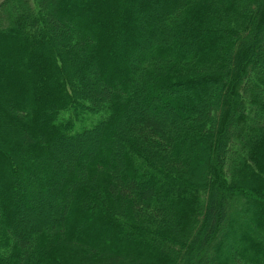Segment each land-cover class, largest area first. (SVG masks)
Listing matches in <instances>:
<instances>
[{
	"label": "trees",
	"instance_id": "trees-1",
	"mask_svg": "<svg viewBox=\"0 0 264 264\" xmlns=\"http://www.w3.org/2000/svg\"><path fill=\"white\" fill-rule=\"evenodd\" d=\"M0 264H264V0H0Z\"/></svg>",
	"mask_w": 264,
	"mask_h": 264
},
{
	"label": "rangeland",
	"instance_id": "rangeland-1",
	"mask_svg": "<svg viewBox=\"0 0 264 264\" xmlns=\"http://www.w3.org/2000/svg\"><path fill=\"white\" fill-rule=\"evenodd\" d=\"M76 20H77V24H81V23L84 22L83 18H79V17H77ZM90 73H91V74H89V76L91 75V76L96 77V75H95L94 72L90 71ZM13 88H14V87H13ZM13 88L11 87L10 84H8V86H7L6 88H4V91H5V93H6V92H11Z\"/></svg>",
	"mask_w": 264,
	"mask_h": 264
}]
</instances>
